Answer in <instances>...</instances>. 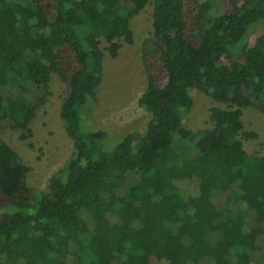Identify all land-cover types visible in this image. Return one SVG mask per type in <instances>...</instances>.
<instances>
[{
	"label": "trees",
	"instance_id": "obj_1",
	"mask_svg": "<svg viewBox=\"0 0 264 264\" xmlns=\"http://www.w3.org/2000/svg\"><path fill=\"white\" fill-rule=\"evenodd\" d=\"M223 2L231 12L200 0H0V130L11 121L30 138L57 75L66 86L60 117L73 142L65 167L38 192L28 185L30 168L0 136V264H251L264 238V155L245 150L242 138L257 135L244 131L241 117L248 108L264 114V38L244 42L264 22V0ZM149 5L148 86L139 104L151 120L144 133L106 150L108 132H86L81 121L103 80L102 40L117 58L120 41L134 44L132 19ZM8 87L46 95L33 107L5 97ZM195 89L229 107L212 108L213 127L198 132L183 124ZM134 173L137 183L121 194ZM188 180L198 188L186 199L177 182ZM227 193L220 211L213 198ZM240 202L246 210L233 207ZM250 213L258 227L247 231Z\"/></svg>",
	"mask_w": 264,
	"mask_h": 264
},
{
	"label": "rangeland",
	"instance_id": "obj_2",
	"mask_svg": "<svg viewBox=\"0 0 264 264\" xmlns=\"http://www.w3.org/2000/svg\"><path fill=\"white\" fill-rule=\"evenodd\" d=\"M201 3L210 2L215 9L226 14L231 12V6L223 0H200ZM154 5H149L145 11L132 19L131 29L134 33V44L124 41L119 43L122 48L117 58H112L107 48L108 44L102 40L101 49L105 54L104 74L100 87L97 90L96 101H89L81 111L82 128L86 132L105 130L108 136L104 141L106 150L115 147L126 134L144 133L151 115L143 110L139 100L147 90L148 81L142 61L144 44L152 36ZM264 38V22L254 26L247 36L244 44L252 46L256 39ZM66 86L57 75H52L49 93L44 105L37 106V102L46 95L45 91L31 88L24 93L20 88L8 87L4 90L5 97H25L26 101L36 107V115L31 124L32 134L30 138H24V132L14 128L11 121H5L0 130V136L18 155L20 161L30 168L28 185L38 192H47L50 179L62 170L73 153V142L68 137L60 112L61 103L65 97ZM194 107L186 112L183 124L192 132H198L212 128L210 115L212 108L228 109L227 105L217 104L210 97L192 90ZM244 131L257 135L256 139L244 138L245 150L248 154L260 153L264 155V114L258 109L248 108L243 110L241 117ZM198 139L194 143H197ZM189 154L192 158L198 157V151L193 147ZM139 175L134 173L128 177L124 194L137 183ZM178 187L184 191L185 198L195 195L198 188L196 180L177 182ZM232 190L238 192V185ZM229 193L213 198L217 209L223 211ZM246 210L245 203L233 206ZM247 231L258 227L253 213H250ZM110 220L115 221L114 217ZM92 225V224H91ZM264 229V225L262 227ZM212 242L221 241V234H213ZM264 238L257 242L258 250L252 258L251 264H262ZM153 264H169L165 261L152 260ZM118 264V263H116ZM201 264H213L205 260Z\"/></svg>",
	"mask_w": 264,
	"mask_h": 264
}]
</instances>
